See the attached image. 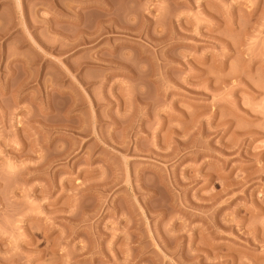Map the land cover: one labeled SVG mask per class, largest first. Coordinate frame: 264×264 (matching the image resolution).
Here are the masks:
<instances>
[{
	"label": "rangeland",
	"instance_id": "obj_1",
	"mask_svg": "<svg viewBox=\"0 0 264 264\" xmlns=\"http://www.w3.org/2000/svg\"><path fill=\"white\" fill-rule=\"evenodd\" d=\"M0 264H264V0H0Z\"/></svg>",
	"mask_w": 264,
	"mask_h": 264
}]
</instances>
